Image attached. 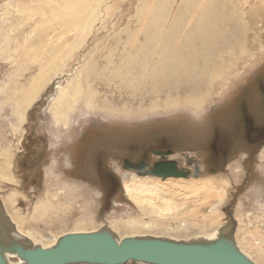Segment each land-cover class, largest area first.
Returning <instances> with one entry per match:
<instances>
[{
  "label": "rangeland",
  "instance_id": "obj_1",
  "mask_svg": "<svg viewBox=\"0 0 264 264\" xmlns=\"http://www.w3.org/2000/svg\"><path fill=\"white\" fill-rule=\"evenodd\" d=\"M46 1L0 0V49L7 47L0 52V154L7 153L16 177L15 184L0 181V192L5 201L9 193L18 196L15 205L7 202V207L21 223V229L31 232L37 241L50 242L73 231L79 224L90 229L113 226V223L149 227L154 221L163 228L169 226L172 232L182 235L187 232L185 234L192 237L212 232L220 224L228 223L229 216L233 219L236 216L241 220L237 233L239 242L249 250L255 247L253 236L264 238V127L259 128L263 133L258 135L261 147L250 150L241 141V147L234 148L233 161L217 175H211L208 169L212 167L210 143L213 134L221 132L224 143L225 137H234L233 143L237 145V135H242L240 113H252L261 122L264 120V103L259 92L262 90L264 94V0L262 3L250 0L247 6H242L254 11V29L247 34L246 50L235 49L234 65L225 74L226 78L224 75L225 79L216 82L200 110L183 105L135 115L111 113L104 107L105 102L110 104L112 97L121 104L130 98L117 80L105 81L111 68L107 71L103 67L117 36L124 40L125 28L136 27L135 16L143 0H91L92 4L89 0L88 7H84L86 14L103 4L108 8L104 16L95 18L99 22L91 24L97 25L89 29L82 40L78 37L82 26L76 30L77 24L76 32L64 36L63 22L52 15V8L45 4ZM60 37L72 43L63 63V73H58L59 79L44 89L30 109L25 104L22 108L19 101L23 89L25 91L37 76L39 62L48 51L46 47ZM117 48L119 52L120 45ZM114 58L115 61L117 57ZM87 59L97 62L96 71L102 74L95 101L99 107H93L96 109L92 111L84 100L78 101L69 114L67 125L57 123L51 112L56 89L70 79L75 66L87 64ZM98 99L107 101L102 103ZM162 99L165 101L164 97L159 100ZM151 101L149 98L146 105ZM16 104L21 107L19 113H16ZM134 106L138 107L137 101ZM84 134L88 137L85 141ZM81 143H85V147H76ZM158 147L171 148L175 154L173 158L182 166L187 165L184 155L194 161L204 160V173L199 179L213 187L204 192L211 197L203 206L192 208L187 215L163 220L144 214L128 198L124 183L134 175L123 167V160L148 157ZM260 245L263 249L264 244ZM259 263L264 264V256Z\"/></svg>",
  "mask_w": 264,
  "mask_h": 264
},
{
  "label": "bare ground",
  "instance_id": "obj_2",
  "mask_svg": "<svg viewBox=\"0 0 264 264\" xmlns=\"http://www.w3.org/2000/svg\"><path fill=\"white\" fill-rule=\"evenodd\" d=\"M80 1L47 0L45 3L51 6L52 15L54 16L55 14L63 22L62 26L65 27L64 36H67L69 32H74L77 24L76 30H78L80 25L82 26L81 32L78 33L77 31L78 37L81 39L89 32V29L91 30L97 25H91L99 22L95 18L99 19V17L104 16L108 8L106 4H103L97 10L94 8L93 10L95 11L86 14L87 9L84 10V7H88L87 5L91 0H83V3ZM254 1L261 2V0ZM249 3L250 0H143L140 3V9L138 8V14L135 16L136 27L134 29L125 28L126 36L124 40L117 36L118 39L115 45L110 48L109 54L105 58L106 66L103 67L107 71L108 68H111L109 78L105 81L113 83L117 80L122 88L128 91L130 99L127 98L128 100L121 104L119 100L111 96L112 98L109 99L111 100L110 104L104 103L107 100L103 99H98V102L102 101L109 112L122 115L144 114L152 112L154 109L158 110L161 107L165 109L183 105L192 106L194 109L200 110V106L206 101L216 82L225 79V74L234 65L233 61L235 62L234 59L237 55L235 49L237 48L240 52L246 50L248 45L246 44L247 34L254 29L252 25L254 18L253 9L245 10L243 8ZM253 8L255 9L256 7ZM53 19L55 18L51 20ZM48 21L50 20L48 19ZM58 28L60 29V27ZM52 33L55 34L56 32L52 31ZM47 37L50 38V36ZM70 43L67 39L62 40L60 37L53 40L51 44L49 42L50 45L48 47L44 46V43L42 44L43 48L46 47L48 51L44 53V59L40 61V57L38 58L40 62L37 76H34L25 91L23 89V96L21 101H19L22 108V104H25L26 108L30 109L41 96L44 89L54 80L59 79L57 75L59 72L63 73L61 70L64 68L63 63L66 62L65 57L68 58L67 55L71 49ZM119 45L120 50L117 52ZM3 48L7 49V47ZM5 49H0V52L5 51ZM40 50L42 49L40 48ZM38 54L41 53L38 52ZM224 56H227V58ZM114 57H117L115 61ZM96 63L88 60L87 64L81 63L78 67L75 66L76 70L71 74L70 79L64 85L57 87L56 96L51 103V112L57 123L63 122L66 124L68 122L69 114L78 101L84 100L87 108H92V111L93 107H97L95 105L98 97L97 85H99L98 80L102 74L100 75L101 72L98 73L96 71L98 68ZM17 87L15 91L19 93ZM161 97H164L165 101L163 99V101H160ZM149 98L153 102L151 101L146 105L145 102ZM135 101H137L138 105L136 108L134 106ZM115 106L118 108H115ZM21 107H16V113L21 111ZM13 167L14 164L7 153H1L0 181L10 184L16 183ZM142 176L147 177L150 175ZM152 177L154 178L141 179L134 175L131 180L124 183L128 198L146 215L158 216L163 220H171L178 216L187 215L192 208L203 206L211 197V195L204 194V192L211 189L213 185L210 183L205 184L203 180L195 179V181H191V178L172 177L162 179L155 176ZM1 192L0 203L13 226L5 233V238L17 240L24 246L27 244L32 247L40 246L43 249L52 248L61 237L67 234L93 233L104 228L103 226H97L90 229L91 227L79 224L73 231L55 237L50 242L37 241L31 232H24L21 229V223L10 213L7 207V202L15 205L16 193L11 191L12 193L5 197L7 199L5 201L4 197L1 196ZM234 220L236 222L234 238L238 248L255 264H260L259 261L264 256V248L262 249L263 246L261 247L260 244H264V238L252 235L256 240V245L254 244L255 247H250L251 249L249 250L248 246L241 245L238 240L239 236L237 233L240 229L241 220L236 216ZM228 223L220 224L212 232L202 235L196 234V236L192 237L185 234L187 232H184L183 235L178 232H172L169 226L163 228L154 221L153 223L151 222L149 227L143 225L137 227L138 224L136 226H134L135 224L132 226H129V224L118 226V224L113 223V226L107 228L112 231L119 241L134 237H151L188 242L213 240L217 238L219 230ZM251 240L253 241V239ZM247 248L248 250H246ZM6 258L10 264H23V261L18 259L17 255H6Z\"/></svg>",
  "mask_w": 264,
  "mask_h": 264
},
{
  "label": "water",
  "instance_id": "obj_3",
  "mask_svg": "<svg viewBox=\"0 0 264 264\" xmlns=\"http://www.w3.org/2000/svg\"><path fill=\"white\" fill-rule=\"evenodd\" d=\"M143 175L187 178L175 162L156 166ZM10 227L12 223L0 203V264H10L6 258L10 254L17 255L23 264H255L236 244L234 219H230L213 240L186 242L134 237L119 241L104 227L93 233L67 234L47 249L6 239L5 233Z\"/></svg>",
  "mask_w": 264,
  "mask_h": 264
},
{
  "label": "flooded vegetation",
  "instance_id": "obj_4",
  "mask_svg": "<svg viewBox=\"0 0 264 264\" xmlns=\"http://www.w3.org/2000/svg\"><path fill=\"white\" fill-rule=\"evenodd\" d=\"M259 92L262 93V98L264 103L263 91L260 90ZM263 109H264V105H263ZM244 113L243 112L240 113L241 116L240 134L242 133V135H237L238 137L237 145H234L233 143L234 137H225L226 143H224L221 142V135H222L221 132L217 131L215 134L212 135L213 139L211 138L212 143H210L211 144L210 146L212 147V167L208 169L211 175H217L221 171V169L225 168L231 161H233L236 154L234 152L235 151L234 148L241 147L240 145L241 141L247 144V146L251 148L250 150L252 149L257 150L258 147H261L260 143L258 142V139L260 141L262 140L260 138L261 136L258 137V135L263 134L261 132L262 129L259 128L264 127V120L261 122V120H258L255 117V115H253L252 113H247V112ZM83 138L84 141L88 139L86 134H84ZM82 146L85 147V143L84 144L81 143L76 147H82ZM174 155H175L174 151L171 148L158 147L156 149H153L148 157L136 159V160L124 159L123 167L126 170L131 171L133 175L142 176L143 173H148L149 171H153L156 166H165L168 165L170 162H175L177 169L180 172H184L187 175V179L188 178L199 179L203 175L205 169L204 160L201 159L194 161L191 159L189 155H184V159L187 165L182 166L179 163V161L173 158ZM106 194L107 196L109 195V193ZM229 219H231V216H229Z\"/></svg>",
  "mask_w": 264,
  "mask_h": 264
}]
</instances>
